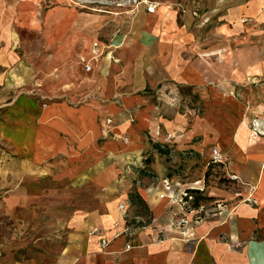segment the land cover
<instances>
[{
    "label": "crops",
    "instance_id": "crops-1",
    "mask_svg": "<svg viewBox=\"0 0 264 264\" xmlns=\"http://www.w3.org/2000/svg\"><path fill=\"white\" fill-rule=\"evenodd\" d=\"M149 2L155 5V13L149 14L142 8L138 16L158 26L157 48L150 62L143 54L126 59L119 52L112 62L108 53L112 46L103 45L99 46V51L104 57L92 62L91 72L85 73L78 67V59L91 57V49L86 48L89 54L80 50L73 56L77 40L74 35L65 34L68 25L63 22L61 10L49 15L45 23L46 27H54L58 32L50 41L57 45L61 81L57 89L59 98L40 111L38 127L32 134L33 148L42 157L73 152L96 151L101 155L116 152L117 171L121 172L131 170L132 164L141 166L147 155L151 161L144 167L155 176L146 180L132 174L113 184L116 193L107 196L104 213L91 214L88 217L91 219L75 222L53 264H264V137H259L250 127L255 117L264 120V89L258 90L260 93L256 97L253 94L235 97L231 93L233 88L228 85H223L220 91L208 87L204 105L209 106V111L190 125L188 117L172 112L169 100L164 102L160 98L145 99L136 95L141 85L137 86L135 78H127L130 73H126L129 66L136 71L143 68L136 69L137 61L145 67L155 63L154 83L183 97L209 80L205 75L208 72L214 82L232 74L241 78L264 76V0ZM30 6L14 7L22 14L26 12L28 23L32 20ZM14 8L0 0L1 43L9 39L13 21L22 27V18L13 19ZM179 9L187 14L201 12V19L195 23L188 15L179 27L176 22ZM242 18H246L245 24ZM206 19L214 27L212 49L208 51L205 44L195 41L196 35L187 30ZM46 39L49 41V37ZM238 43L245 44L247 49L256 45V49L245 51L243 56L231 54L232 46ZM180 47L184 50H179ZM226 47L230 51L223 54ZM0 52L6 55L9 50L2 46ZM217 56L225 59L218 74L217 63L210 69L206 61L207 58L217 60ZM233 58L238 59L237 66L232 65ZM79 78L84 80V87L74 90L83 93L76 94L70 86L78 85L73 81ZM158 107H165V110H158ZM163 112L166 118H158ZM109 118L116 124L113 133L118 140L98 147L96 141L101 135V124ZM158 123L167 130L163 140L170 134L175 137L177 152L191 150L198 160L211 145L228 156L223 171L237 179L234 184L240 185L241 191L229 194L218 213L214 209L209 215L199 214L202 219L196 221L195 215L188 214L177 202L171 203L176 191H165L162 184L167 177L168 162L151 146L159 140L155 128ZM147 130L149 132L145 133ZM22 135L25 138L30 133L24 131ZM82 167L87 169L88 163ZM105 170L109 177L111 173L115 175L116 168L107 166ZM133 190L148 212L146 222L133 213V208L126 207L124 212L117 209L118 204L128 202V194ZM160 195L163 197L159 198ZM182 216H186L189 223L181 229L176 222ZM93 230H97L95 234ZM184 230L186 234L183 235Z\"/></svg>",
    "mask_w": 264,
    "mask_h": 264
},
{
    "label": "rangeland",
    "instance_id": "rangeland-1",
    "mask_svg": "<svg viewBox=\"0 0 264 264\" xmlns=\"http://www.w3.org/2000/svg\"><path fill=\"white\" fill-rule=\"evenodd\" d=\"M2 1L8 2L13 8L31 4L32 20L28 23L24 16L26 12L22 14L14 8L13 19L22 18V27L19 22L13 21L9 27V39L4 43L0 39V49L4 46L9 50L8 54L3 53L7 57L0 52V264H53L67 243L72 225L91 219L88 218L91 214L104 213L107 205L105 201L116 193L113 184L122 182L123 178L132 174L146 180L155 176L144 167L151 161V157L147 155L142 159L141 166L131 165L135 170L132 167L131 170L121 172L117 171L119 161L116 159V152L109 155L97 154L96 151L87 154L73 152L42 157L33 148L32 134L38 127L40 111L59 98L57 89L61 81V60L57 58V45L50 41L58 32L54 27H46L45 23L49 15L60 9L63 22L68 25L64 30L65 34H72L77 40L73 56L80 50L86 52V48L91 49V52L95 51L89 58L83 56L84 58L78 59V67L83 72L82 60L88 59L84 62L92 63L103 58L104 55L99 51V46L103 45L112 46L108 48L112 62L118 52L125 55L126 59L143 54L144 58L148 56L150 62L157 48L155 33L158 26L138 16V12L145 9L140 0ZM200 13L187 14L179 9L176 11V22L181 27L183 20L189 15L196 23L201 19ZM241 20L242 24L247 22L246 18ZM187 30L196 35L195 41L200 40L205 44L207 51L212 49L210 45L213 43L214 27L209 19L196 26L193 24ZM47 37L49 41H46ZM78 45L84 46L83 50ZM253 47L256 49V45L247 49L245 44L238 43L232 46L231 51L226 47L223 54L230 51L231 54L234 52L243 56L245 51H250ZM180 48L179 50H184ZM73 59L75 62V58ZM206 61L210 69L217 63L218 74L225 59L217 56V60L207 58ZM232 63L237 66L238 59L233 58ZM139 64L137 61L135 67H143L141 71L134 70L133 66L126 68V73H130L127 78H135L137 86L141 85L135 94L145 99L160 98L164 102L169 100L172 107L168 103L167 106L172 112L188 117L190 125L202 119L209 111V106L204 105L208 87L213 86L220 91L223 85H228L233 88L231 93L235 97H247L251 94L256 97L260 93L258 90L264 89V76L261 75L241 78L232 74L214 82L208 72L205 75L209 80L198 88L189 90L187 96L183 97L175 91H165L161 85L154 83L155 63H149L146 67ZM95 81L96 78L93 83ZM77 82L78 85L74 84ZM73 84L70 89L75 93H83L74 89L84 87V80L79 78ZM158 110L164 111L165 107H158ZM158 116L166 118L165 112ZM252 120L251 130L259 137H264V120L257 117ZM115 125L112 118L101 124V135L96 141L98 147L106 146L108 141L118 140L117 134L113 133ZM155 128L159 140L151 143V146L158 154L166 157V178H177L182 188L188 189L192 199L186 200V204L181 206L188 214L195 217L209 215L214 209L218 213L223 209L229 194L240 193L241 186L234 184L237 179H232L223 171L229 160L226 154L221 152L225 158L224 164L213 163L211 151L216 147L208 145L204 155L197 160L195 152L191 150L176 151L175 137L172 134L162 139L167 130L161 123ZM24 131L30 135L23 138ZM147 132L149 130L145 133ZM85 163H88L87 169L80 168ZM107 166L116 168L115 175L111 173L108 176L105 170ZM119 205L121 204H118V210ZM122 205L124 209L119 210L120 212L130 207L134 214L142 216L144 222L148 220V212L136 191H131L128 202ZM192 209L195 212L190 213ZM96 231L93 230V233Z\"/></svg>",
    "mask_w": 264,
    "mask_h": 264
},
{
    "label": "built area",
    "instance_id": "built-area-1",
    "mask_svg": "<svg viewBox=\"0 0 264 264\" xmlns=\"http://www.w3.org/2000/svg\"><path fill=\"white\" fill-rule=\"evenodd\" d=\"M144 5H145V10L147 13L149 14H153L155 13V5L152 3H148L147 1H143L140 0ZM94 55L95 51H92ZM85 60H82L83 64H84V71L86 73L91 72L92 70V65L89 62H84ZM211 159L213 163H218V164H224L225 163V158L223 157V155L221 154V152H219L216 148H213L211 151ZM232 179H234L233 176H231ZM162 184L164 186L165 191L168 192H173L176 190V193L173 194V197H171V203H178L180 206H183L186 204V200H191L192 197L188 194V189L187 188H182V184L180 183L179 180H177V178H165L162 181ZM163 196L160 195L159 198H162ZM124 206L121 204L119 205V210H123ZM195 212L193 209L190 211V213ZM202 217L197 216L196 217V221L201 220ZM189 223L188 219L186 216H182L181 218H179L176 222V225L179 228H184L185 226H187ZM183 235L186 234V230L181 232ZM106 245V243H104V246Z\"/></svg>",
    "mask_w": 264,
    "mask_h": 264
},
{
    "label": "trees",
    "instance_id": "trees-1",
    "mask_svg": "<svg viewBox=\"0 0 264 264\" xmlns=\"http://www.w3.org/2000/svg\"><path fill=\"white\" fill-rule=\"evenodd\" d=\"M189 192H190V190H189Z\"/></svg>",
    "mask_w": 264,
    "mask_h": 264
}]
</instances>
